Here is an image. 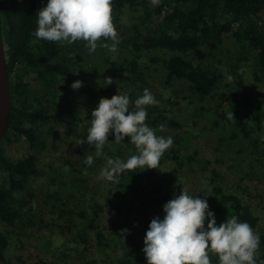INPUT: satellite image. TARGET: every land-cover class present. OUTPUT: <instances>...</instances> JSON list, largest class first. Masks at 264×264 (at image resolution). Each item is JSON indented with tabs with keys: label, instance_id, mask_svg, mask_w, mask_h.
Returning <instances> with one entry per match:
<instances>
[{
	"label": "trees",
	"instance_id": "1",
	"mask_svg": "<svg viewBox=\"0 0 264 264\" xmlns=\"http://www.w3.org/2000/svg\"><path fill=\"white\" fill-rule=\"evenodd\" d=\"M47 3L48 0H0L2 37L10 90L7 127L0 140V221L8 225L16 222L22 207L31 202L33 197L28 185L31 177L39 174L38 157L34 150L45 146V142L40 138L39 126L42 121L47 120L48 108L56 105L53 102L66 87L62 80L66 79L72 69L71 57L65 52L76 51L81 47L74 45L63 50L66 47L62 43L39 40L33 35L37 28L36 14L39 9L46 7ZM137 8H140L141 12L136 21L130 27L119 30L118 44L122 52L116 55L118 58L115 60L111 59L115 53L102 54L98 74L110 73L108 76L111 78L121 74L132 86L127 92L129 98L140 97L145 88L151 89L149 75L140 63L145 56L148 63L155 64V69L161 73L165 85L173 86L176 81H183L191 92V100L194 94L214 99L215 103L212 105L201 102L196 111L206 112L224 120L223 124L231 127L230 140L240 137L249 142L253 169L257 170L258 175L261 174L264 181V90L259 89L254 96L239 102L222 88V67L210 69L204 67L202 62H195L194 57H189L190 53H196L197 57L202 59L205 56L199 50L202 45L215 46L225 36L233 37L239 45L236 59L251 58L254 79H264V0H160L159 5L155 7L150 4V0H112V14L117 15L125 9ZM161 53L169 54L162 56ZM231 69L237 76L234 79H237L236 82L240 85L243 73L241 67L237 64L232 65ZM31 73H35L39 84L30 81ZM119 80L116 77L112 79L111 85L98 88L104 92L105 97L110 98L114 90L122 89ZM164 106L163 102L146 106L145 123L152 126L151 128H156L155 126H160L164 120H168V124L180 127L181 123L174 119V116H168L164 112ZM241 109H251V113L241 116ZM231 113L234 117L232 119L229 118ZM185 134L190 135L191 132L185 131ZM12 136L25 137L32 150L17 158L9 156L5 145L11 141ZM109 137L108 149L104 156L126 160V137L119 144L114 143V133L111 132ZM188 138L189 136L177 133L173 138L175 143L178 142L177 146H171L164 153L165 159L173 161L176 166L171 169L172 174L192 171L197 163H210L208 159L199 156L197 148L191 152H181L180 147L186 145ZM84 145L91 148L94 157V164L90 168L101 171L106 167L101 166L106 161L103 156L95 157V147L86 142ZM95 161L101 163L96 164ZM154 171L135 169L122 173L118 177V183L103 181L110 185L109 195L113 189L122 190L119 193L121 196L123 191H128L129 204L133 207L162 209L174 195L163 189L161 182L154 179ZM210 172L206 178V186L214 197L210 204L215 220L219 221L220 225L227 218L236 216L240 222H247L260 237L257 252L259 264V260H264V229L259 228V215L244 197V192L224 187L217 181L220 173L216 168H211ZM101 186L99 181L91 183L95 195L97 188ZM96 197L91 200L95 204L92 202V205L102 209V196ZM63 211L75 213L82 218L87 217L85 208ZM87 224L95 232L97 245L121 253L119 257H111L107 264H147L143 252L144 241L141 244L127 245L126 237L122 239L119 234L106 236L96 218H91ZM68 228L72 229L69 225ZM77 238L83 244V252L77 261L72 263L67 260L66 264L87 263L83 253L89 248L90 236L86 231H79ZM8 244V232L0 230V264L8 263Z\"/></svg>",
	"mask_w": 264,
	"mask_h": 264
},
{
	"label": "rangeland",
	"instance_id": "2",
	"mask_svg": "<svg viewBox=\"0 0 264 264\" xmlns=\"http://www.w3.org/2000/svg\"><path fill=\"white\" fill-rule=\"evenodd\" d=\"M139 12H141L140 8H137L125 9L117 15L112 14L118 39L119 30L130 27L136 21ZM101 40L109 46L112 44L110 40L103 38ZM85 43L84 41L72 44L62 43L66 47L63 50L74 45L81 47L76 51L65 52L68 57H71L72 64L69 75L62 80L66 87L60 97L53 102L56 105L48 108L47 120L42 121L39 126L40 138L45 142V146L34 150L38 157L39 174L31 177L28 185L33 193L31 202L22 207L21 215L14 224L8 225L0 221V230H6L9 234V244L6 249L8 263L5 264H66L67 260L73 263L83 252V244L77 238L79 231H86L90 236L89 248L83 253L86 264H107L111 257H119L121 253L96 244L95 232L87 224L91 218L97 219L106 236L121 235V230L127 229L128 232L123 237L127 238V245L132 246L144 241L153 218L163 219L165 215L163 208L145 209L131 206L128 191H123L121 196L119 193L122 190L113 189L109 195L110 185L99 179L100 170L92 169L84 162L85 155H92V151L87 145H79V140L88 135L92 110L97 108L101 98H107L98 88L106 85L105 79L109 78L110 74L105 72L98 74L101 56L104 53H115L111 58L115 60L118 58L116 55L122 52L121 46L117 44L115 51L98 47L94 53H91ZM238 46L233 37L225 36L215 46L202 45L199 49L200 53L205 54L202 59L198 58L196 53H190L189 57H194L195 62H202L204 67L210 69L216 66L222 67L224 73L222 88L242 102L245 98L254 96L259 89L264 90V79L261 81L254 79L251 58L236 59ZM168 54L161 53L162 56H168ZM140 63L149 75L150 92L157 101L165 103L164 112L168 116H174V119L181 123L180 127H175L168 124V120H164L162 125L166 130L163 132L157 130L156 134L164 137L171 136L172 139L177 133L185 137L189 136L188 141L185 142L186 145L182 147H180L181 144L179 145L181 152H191L197 148L199 156L210 161L209 164L197 163L192 171L172 174L170 171L176 166L173 161L165 159L163 154L159 168L151 169L155 170L154 179L160 181L163 189L170 191L174 196H178L183 189L190 196L206 199L209 205L208 210L211 211L210 201L214 197L204 181L214 167L220 173L217 181H220L224 187L236 188L244 192V197L250 201L259 215V228L264 229V181L261 174L258 175L257 170L253 169L252 155H249V142L240 137L230 140L231 127L223 124L224 120L206 112L196 111L201 102L212 105L215 103L214 99L194 94L191 100L189 95L191 92L186 83L176 81L173 86H167L164 84L161 73L155 69V64L148 63L145 56ZM237 64L243 72L240 85L236 82L237 79H234L237 76L231 69L232 65ZM229 76L231 79H228ZM116 77L120 79L122 89L114 90L113 95L108 99L117 94H127L132 89L130 83L121 74H116L112 79ZM29 79L33 84H39L35 73H31ZM77 80L82 82V86L74 90L71 85ZM137 98L138 96H134L130 100L134 102ZM250 113L251 109H241L239 112L241 116ZM155 127L153 129H158V126ZM185 131L191 134L186 135ZM109 140L108 136V143ZM108 143L104 146L103 153L107 151ZM124 143L126 159L137 154L129 137H126ZM177 144L178 142L175 143L173 140V145L177 146ZM28 145L25 137L12 136L5 147L9 156L17 158L32 150ZM95 163L101 162L95 161ZM105 165L107 166L106 161L101 166ZM98 181L102 186L97 188L95 195L91 183ZM205 191L207 196L203 193ZM97 195L102 196L100 199L102 209L93 206L95 204L91 201ZM79 208L86 209V218L63 211L68 209L77 211ZM219 223L216 221L217 226ZM68 225L72 229H69ZM209 258L211 264H219L215 253L209 252Z\"/></svg>",
	"mask_w": 264,
	"mask_h": 264
},
{
	"label": "clouds",
	"instance_id": "3",
	"mask_svg": "<svg viewBox=\"0 0 264 264\" xmlns=\"http://www.w3.org/2000/svg\"><path fill=\"white\" fill-rule=\"evenodd\" d=\"M159 3L160 0H150L153 7ZM36 18L33 35L39 40L63 44L84 41L91 53L98 47L115 51L119 43L112 0H48ZM101 38L112 41L111 46ZM105 83L111 85L112 78H106ZM81 86L79 80L71 85L74 90ZM158 103L147 88L134 102L127 94L99 100L91 112L88 135L79 140V145L85 142L94 145L95 157L103 156L106 160L107 166L101 169L99 179L118 183V177L125 171L159 168L161 157L173 145V139L156 134L157 130H166L164 125L153 129L145 123L146 106ZM229 118H234L233 113ZM110 132L114 133L116 144L129 137L137 154L126 160L104 156ZM84 162L91 166L93 155L86 154ZM204 183L207 185V181ZM203 193L208 195L206 191ZM208 209L206 199L190 196L183 189L165 203L163 219L153 218L144 237L147 264H211L209 252L217 255L219 264H258L260 237L253 228L236 216L217 226L214 213ZM127 232V229L121 230L122 239ZM259 264H264V260H259Z\"/></svg>",
	"mask_w": 264,
	"mask_h": 264
},
{
	"label": "water",
	"instance_id": "4",
	"mask_svg": "<svg viewBox=\"0 0 264 264\" xmlns=\"http://www.w3.org/2000/svg\"><path fill=\"white\" fill-rule=\"evenodd\" d=\"M10 110L9 79L6 68V58L2 37V24L0 17V140L7 127L8 114Z\"/></svg>",
	"mask_w": 264,
	"mask_h": 264
}]
</instances>
